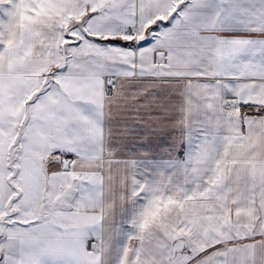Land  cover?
I'll list each match as a JSON object with an SVG mask.
<instances>
[{"label": "snow or ice", "instance_id": "1", "mask_svg": "<svg viewBox=\"0 0 264 264\" xmlns=\"http://www.w3.org/2000/svg\"><path fill=\"white\" fill-rule=\"evenodd\" d=\"M0 264H264V0H0Z\"/></svg>", "mask_w": 264, "mask_h": 264}]
</instances>
